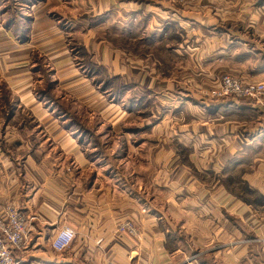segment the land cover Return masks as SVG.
<instances>
[{
    "label": "crops",
    "instance_id": "crops-1",
    "mask_svg": "<svg viewBox=\"0 0 264 264\" xmlns=\"http://www.w3.org/2000/svg\"><path fill=\"white\" fill-rule=\"evenodd\" d=\"M19 1L28 12L0 6V105L4 94L14 96L17 107L6 123L10 130L0 132V210L11 201L27 217L30 230L20 256L30 264H264V160L246 154L264 149V132H235L240 124L232 129L225 109L252 116L261 110L189 96L226 73L264 82V0ZM110 35L122 46H110ZM121 49L128 62H120ZM133 56L155 57L153 69L140 61L136 70ZM167 56L179 76L159 80L151 73L161 71L159 57ZM110 58L111 97H127L123 113L112 108L120 100L111 101L114 128L146 109L148 95L161 87L177 98L179 112H168L182 117L185 127L170 139L167 132H112V139L124 137L112 149L125 154L108 166L92 156L105 142L93 138L107 134L92 117L86 123L96 132L68 123L65 108L98 111L108 104L96 75L110 71ZM175 58L186 63L175 64ZM84 60L95 75L84 73ZM42 61L52 69L47 81L42 71L51 87L44 95L65 109L61 122L34 96L33 75L45 70ZM67 93L72 101L63 107L59 101ZM161 113L152 125L168 117ZM18 114L24 125L12 129ZM256 120L264 124V118ZM186 126L191 132H183ZM126 220L134 223V234L117 231ZM63 225L76 234L58 252L50 241Z\"/></svg>",
    "mask_w": 264,
    "mask_h": 264
},
{
    "label": "rangeland",
    "instance_id": "rangeland-1",
    "mask_svg": "<svg viewBox=\"0 0 264 264\" xmlns=\"http://www.w3.org/2000/svg\"><path fill=\"white\" fill-rule=\"evenodd\" d=\"M2 1L3 0H0V2H2ZM146 1L147 2H157L156 0H146ZM175 1H173V2L165 1V2L174 3ZM2 4H5L3 11L5 9H9V10H11L12 13L17 12L20 14H22V12L23 13L28 12L26 10L27 6L24 5V8H23L20 5L21 3L19 0H7V1L4 0L0 6H2ZM2 32L6 36V32L5 31H2ZM111 37H112V35H110V46H112L114 44L122 46V43L119 41L112 42ZM72 49L79 52L78 47L72 48ZM117 52H119L120 56L122 55L120 57V62L123 59H127V62H128V57L125 58V56H123V54H122L125 52L124 50L121 49V50H118ZM129 59H130V64L132 65V67H135L136 70L138 67H140V64H139L140 61L149 62L151 64L150 66L147 65V63H146V65L148 66L147 70L149 72L150 69H153V61H154L155 57L149 56L148 58H146L147 61L145 59H141V58L134 57V56L130 57ZM159 59L163 63V65L161 66V71L156 72V73L153 72V73H151L152 75L154 74L155 77L158 78L159 80L166 79L168 76H173V75L179 76L178 75L179 73H176V71H173L171 69V68H174V66H171V63H170V61L172 60L171 57L170 58H169V56L163 57V58L159 57ZM111 60L112 59L110 58V71L101 69L102 71H100V75H96L98 82H100V86L101 87L106 86L105 88H101V90L99 89V91H100L99 93L102 95V92H104L103 94H104V97H107V99H108L107 103L108 104L104 103L105 107L103 109H101L100 108L101 106H99L98 111L90 110L88 108V106H83L80 108V110H78L76 112L69 111L70 109L68 107L65 108V109H67L66 113L70 114V121H68V123H72V124L78 123V124L82 125L83 127L87 128V129H84L86 132H96V127L98 125H100L101 129L99 132H104L105 134H107L106 135L107 137L98 136V137L93 138V140H95V139H96V141L105 140V142H103V143L101 142L100 148L95 149L92 152V156L94 155L96 157V159L99 160V162L101 161L102 163H106V164H108V166H110V161H118L119 160L120 162H122L124 159L123 155L125 154L124 149H121V150H119L117 148H115L114 150L112 149V146L114 145L115 139H116L115 140L116 143H118V141L124 139V137L121 134H117V136H115V139H112L113 138L112 132H158V133L163 132L164 134H166V132H167V138L170 139L169 135L172 134V132H179V130H181L180 129L181 127H185V124H184L185 122H184L182 117L180 119L178 116L177 117L175 116V118L170 117V113L168 112L169 110H171V111L174 110L175 113L179 112L180 104L176 105L178 102L177 98L174 96V94L170 93L168 95V93H166L165 88L161 87V91L159 89H157L158 94L156 96H154L153 94L148 95V96H150V98L148 99L149 104L148 105L146 104V107H145L146 109H142L141 113L131 112V114H129V116L125 119L126 121L121 122L118 127L114 128L113 125L111 124L112 119L110 120L111 101L116 102V101L120 100L119 103L116 102L117 103L116 107L114 106L112 108H115V112L119 111L120 113H123L125 110L121 107V104L123 102H125V100L127 101V99H126L127 97L124 96L121 99L116 98V100L114 97H111V96H113V93H114L113 90L110 89V80H112L110 78V75L112 74V71H113V68L111 66ZM174 60H175V64L176 63L177 64H185L186 63V61L182 60V58H175ZM124 63H126L125 60H124ZM42 64L44 67L43 69L48 70V71L45 72V70H42V68H38V70L34 72V75H33V77H34V79H33L34 80V96H35V99L37 100V102H40L43 105V108L46 110L47 113L50 112L55 117L56 121L61 122V120L66 115L64 113L65 109L63 110L62 107L58 108V106H56L54 103H52L50 100H48V98L44 95V93L46 94L47 92L50 91L51 87H49L50 84H48V83L46 84L45 81H43V79H42L43 72H44V74H46V81H47L48 79H50L52 69L50 68V65L46 61H42ZM79 65L84 70V73H86V74L90 73L91 75H95L94 72L91 71L94 67H92L88 63H86L85 60L82 62L80 61ZM176 70H177V67H176ZM226 74H228V73H226ZM231 75L239 77L238 75H234V74H231ZM134 76L135 75L133 73L131 75V78H134ZM219 77H216L215 79L212 78V80L214 79L212 81V83L209 81L204 85H200V86H196V87L192 88L193 89L192 94L190 93L189 96H191L195 100L198 99V101L200 100L201 102H205V103L215 102L214 100L204 96L203 92L204 93L207 92L208 89L211 88V86L218 80ZM239 78H241V77H239ZM97 79H95V80H97ZM122 82H123V80H122ZM0 84L3 85L2 83H0ZM95 84L97 85L98 83L95 81ZM121 84L122 83H120V86H121ZM1 90H2V88H1ZM115 90H117V89L115 88ZM119 91H121V90H119ZM174 91H177V90L174 89ZM135 92H136L135 95L139 94L138 89ZM140 92H141V94H144V91L142 89ZM127 94L131 95L133 93H126V95ZM63 95L64 96L66 95V97L64 98ZM0 96H2L1 92H0ZM3 98H4V101L0 105V110H1L0 111V119H1L0 132H6L7 130H10V124H9V126H7V124H8L7 120L13 116L14 112L16 111L15 109L17 108V107L15 108V106H14L16 103L14 96L13 97L12 96H6L3 94ZM131 98H135V97H131ZM73 99H74V96H73ZM154 99H156V101H153ZM230 100H235V102H239V103L243 102V104L249 103L250 105L256 106L257 108H259L261 110V112L254 111L256 114L255 116H252L254 113H251L249 111H248L249 113L241 115L242 113H237L238 111L234 112V108L228 106L229 108L225 109V111L228 112L227 120L231 121L229 123H233V125H235V127L232 126L231 128L236 130V124L237 125L240 124L239 125L240 127L235 132H237V131H239V132L263 131L264 132V124L259 123L260 125L262 124L260 126L257 123L258 121L256 120V118L259 120H262V118H264V106L263 105L260 106L258 103L255 102L254 99H251V98H237L236 99V98H232V97H227L224 100H220V101L224 102V101H230ZM71 101H72L71 96L67 93V94H62V98L60 99L59 102L64 107L66 105H69L71 103ZM155 102H157V104H155ZM216 102H218V101H216ZM183 103L185 104V102H182L181 104H183ZM187 103L189 105H187ZM187 103L185 105L187 106V108H189V106H191L192 103L190 101H188ZM169 105H171V106H169ZM129 107H131V106H129ZM106 108H109V110H107V111L104 110ZM112 108H111V110H112ZM129 109H131V108H129ZM143 110H146V111H143ZM183 110L185 111V114H188V112H189L188 109H186L184 107ZM102 111H105V113H103ZM163 111H166L168 113V117L164 118L162 125L161 126L158 124L157 125L154 124L155 126L152 125V122L158 120V118H157L158 113H160V112L163 113ZM225 111H223V112H225ZM232 113H235V114H232ZM90 117H92L94 119V124L96 123V127L94 126L92 128V126H90V125H88V123H86ZM23 118L24 117H21L20 114L16 115V117L13 121L14 123L11 124V128L15 129L16 128L15 125H18L19 128H21L24 125L23 121H21ZM145 123H148L147 124L148 127L144 130H141L140 127ZM139 129L141 131H139ZM183 132H191L190 127L187 128V126H186V130ZM131 139L135 140V141L138 140L137 137H135V136L131 137ZM89 143H92V141ZM94 144H96V143L94 142ZM257 150H258V148L257 149L254 148L251 151H248L246 153L248 155L247 159H251V157L254 156V157L260 158L261 160H264V149L258 150V151ZM108 171L110 172V167H109ZM263 175H264V172H263ZM9 202H11V201H9ZM9 202H6V203H9ZM11 203H13V202H11ZM106 263L110 264V261L104 262L103 264H106Z\"/></svg>",
    "mask_w": 264,
    "mask_h": 264
},
{
    "label": "built area",
    "instance_id": "built-area-1",
    "mask_svg": "<svg viewBox=\"0 0 264 264\" xmlns=\"http://www.w3.org/2000/svg\"><path fill=\"white\" fill-rule=\"evenodd\" d=\"M156 1L173 2L175 0ZM203 95L215 102L227 97L251 98L260 106H264V82L247 81L231 74H223L207 92H203ZM116 229L120 232L135 233V226L131 220L117 224ZM29 230L27 217L16 204L9 202L1 207L0 264H30L20 256L28 240ZM75 234L73 228L63 225L55 232L50 244L58 252L65 251L72 244ZM128 257L132 259L131 254ZM110 264L113 263L110 262Z\"/></svg>",
    "mask_w": 264,
    "mask_h": 264
}]
</instances>
